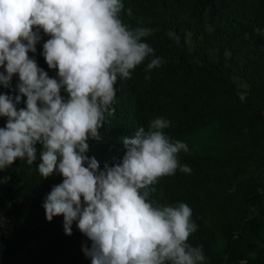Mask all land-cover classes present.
<instances>
[{
	"label": "trees",
	"instance_id": "16d2710c",
	"mask_svg": "<svg viewBox=\"0 0 264 264\" xmlns=\"http://www.w3.org/2000/svg\"><path fill=\"white\" fill-rule=\"evenodd\" d=\"M123 3L133 16L122 12V20L152 29L145 42L163 63L149 71L148 58L131 79L118 78L102 137L89 140L87 155L101 169L111 166L125 151L123 137L154 118L168 119L166 133L188 145L178 160L191 172L177 169L162 177L152 198L191 208L197 230L189 243L202 246L204 264H264V186L254 171L264 166V37L258 33L264 31V0ZM40 35L36 52L28 55L55 77L42 55L49 37L42 30ZM187 35L194 41L191 50ZM17 83L14 75L7 86L0 84V93L14 96ZM61 94L66 96L63 90ZM24 99L18 108L25 106ZM5 123L0 117V127ZM38 162L17 159L0 170V206L7 226H0V264H91L84 251L91 241L76 221L68 235L62 215L46 219L44 200L63 178L59 173L42 178Z\"/></svg>",
	"mask_w": 264,
	"mask_h": 264
},
{
	"label": "clouds",
	"instance_id": "9594fccd",
	"mask_svg": "<svg viewBox=\"0 0 264 264\" xmlns=\"http://www.w3.org/2000/svg\"><path fill=\"white\" fill-rule=\"evenodd\" d=\"M125 11L133 16L123 0H0V84L18 76L14 96L0 93V170L39 158L42 178L62 176L44 200L45 216L62 215L68 235L76 221L91 241L84 249L91 264H204L202 246L189 243L197 230L191 208L152 198L162 177L191 172L178 160L188 145L166 133L168 119L154 118L123 137L125 151L111 166L101 169L87 155L89 140L102 137L118 78L131 79L148 58L149 71L163 63L145 42L152 29L125 23ZM41 30L49 37L42 55L55 77L28 55Z\"/></svg>",
	"mask_w": 264,
	"mask_h": 264
},
{
	"label": "rangeland",
	"instance_id": "374dc122",
	"mask_svg": "<svg viewBox=\"0 0 264 264\" xmlns=\"http://www.w3.org/2000/svg\"><path fill=\"white\" fill-rule=\"evenodd\" d=\"M258 33L262 37H264V31H258ZM186 44H187V48L189 50H191L193 48V46H194V41H193V39L191 38L190 35H187V37H186ZM208 54H209L210 57H213L214 56V51L212 49H208ZM235 82H236L237 86L242 87V88L245 87L240 80L235 79ZM254 171H255V174L258 175V177L260 178L261 185L264 186V166L260 167V168H257V169H254ZM3 211H4L3 207L0 206V226H2L3 228L6 229V227H7L5 225L6 218L4 216Z\"/></svg>",
	"mask_w": 264,
	"mask_h": 264
}]
</instances>
